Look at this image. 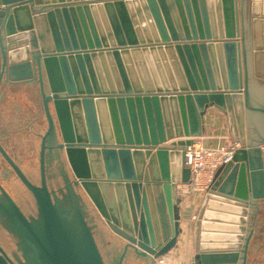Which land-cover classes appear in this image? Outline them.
Returning a JSON list of instances; mask_svg holds the SVG:
<instances>
[{
	"label": "water",
	"instance_id": "95a60500",
	"mask_svg": "<svg viewBox=\"0 0 264 264\" xmlns=\"http://www.w3.org/2000/svg\"><path fill=\"white\" fill-rule=\"evenodd\" d=\"M4 81L0 264H105L88 212L106 261L166 256L211 108L241 147L204 194L194 264H264V0H0Z\"/></svg>",
	"mask_w": 264,
	"mask_h": 264
},
{
	"label": "crops",
	"instance_id": "0c3cea01",
	"mask_svg": "<svg viewBox=\"0 0 264 264\" xmlns=\"http://www.w3.org/2000/svg\"><path fill=\"white\" fill-rule=\"evenodd\" d=\"M196 139L200 144L207 147H220L234 142L235 140L230 133L227 114L217 108L209 109L203 118L202 135ZM204 194L193 193L183 198L180 221L181 234L177 246L165 256L169 264L194 263V221ZM154 262L155 259H153Z\"/></svg>",
	"mask_w": 264,
	"mask_h": 264
},
{
	"label": "built area",
	"instance_id": "2783aa9c",
	"mask_svg": "<svg viewBox=\"0 0 264 264\" xmlns=\"http://www.w3.org/2000/svg\"><path fill=\"white\" fill-rule=\"evenodd\" d=\"M240 147L241 144L238 141L220 147H207L195 138L193 143L185 149L186 165L191 169V179L188 183L179 185V195L185 198L193 193H206L213 184L218 169L228 163L235 150ZM154 264L169 263L165 256H162L155 259Z\"/></svg>",
	"mask_w": 264,
	"mask_h": 264
},
{
	"label": "flooded vegetation",
	"instance_id": "af4514ba",
	"mask_svg": "<svg viewBox=\"0 0 264 264\" xmlns=\"http://www.w3.org/2000/svg\"><path fill=\"white\" fill-rule=\"evenodd\" d=\"M5 86H9L11 88H14L15 86H19V85H18V83H12V84H10V83L4 81L1 84V86H0V95H3V90H4ZM39 95H40L41 100H42V95H41V92H40V88H39ZM42 105H43V100H42ZM59 142L60 141H58V139L48 138V141H47L48 147L46 149L47 159L49 160V162L46 165V168H47V178L49 176V174H48L49 167L52 165V167H53L56 175L57 176H60V178H61V180L63 182V186L62 187L65 189L66 185L68 183L72 182V180H70L69 179V176H68V172H67V166L68 165L66 164V162L64 161V159L62 157L61 158H58L57 157L58 153H61L62 152V150L59 149V146H58L59 145ZM40 144H41V142H40ZM39 154H40V150H39ZM39 175H40V166H39ZM39 178H40V176H39ZM48 184H49V181H48ZM35 202H36V200H35ZM66 204L67 205L72 204V201L69 200V202L66 203ZM85 216H86V219L89 222V226L92 227L93 235L95 237L97 246H98V248L100 250V253H101L102 257H103V260H104L105 264H118V260H119L120 254L118 255V257L113 256V258L110 261L109 260L106 261V259L104 257L105 254L101 250L102 246L100 247V243H99V240H98V236H99L98 234L100 232L99 225L94 221L95 219H94V217H92V215L90 214V212H88L87 214H85ZM104 228L105 227L103 226L102 229H104ZM140 259H142V258H140Z\"/></svg>",
	"mask_w": 264,
	"mask_h": 264
},
{
	"label": "trees",
	"instance_id": "16d2710c",
	"mask_svg": "<svg viewBox=\"0 0 264 264\" xmlns=\"http://www.w3.org/2000/svg\"><path fill=\"white\" fill-rule=\"evenodd\" d=\"M36 203V202H35ZM0 224H2L4 227H5V223L1 220V218H0ZM6 232H10L9 230L8 231H6ZM120 253V252H119ZM118 252L116 253L117 255L119 254ZM117 255H116V257H117Z\"/></svg>",
	"mask_w": 264,
	"mask_h": 264
},
{
	"label": "rangeland",
	"instance_id": "374dc122",
	"mask_svg": "<svg viewBox=\"0 0 264 264\" xmlns=\"http://www.w3.org/2000/svg\"><path fill=\"white\" fill-rule=\"evenodd\" d=\"M180 196V195H179ZM180 197H182V196H180ZM183 198V197H182ZM154 264V263H153Z\"/></svg>",
	"mask_w": 264,
	"mask_h": 264
}]
</instances>
